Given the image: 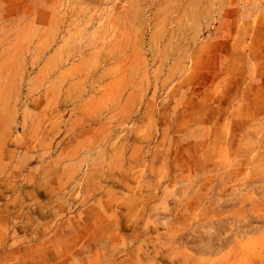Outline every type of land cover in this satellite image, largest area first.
Here are the masks:
<instances>
[{
  "label": "rangeland",
  "instance_id": "obj_1",
  "mask_svg": "<svg viewBox=\"0 0 264 264\" xmlns=\"http://www.w3.org/2000/svg\"><path fill=\"white\" fill-rule=\"evenodd\" d=\"M0 264H264V0H0Z\"/></svg>",
  "mask_w": 264,
  "mask_h": 264
}]
</instances>
